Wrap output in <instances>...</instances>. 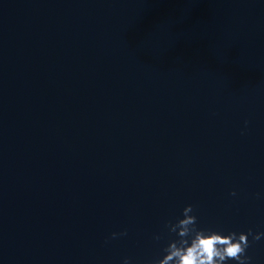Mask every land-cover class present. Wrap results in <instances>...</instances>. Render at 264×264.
<instances>
[{"label":"water","instance_id":"1","mask_svg":"<svg viewBox=\"0 0 264 264\" xmlns=\"http://www.w3.org/2000/svg\"><path fill=\"white\" fill-rule=\"evenodd\" d=\"M187 205L264 232V0H0V264H149Z\"/></svg>","mask_w":264,"mask_h":264},{"label":"clouds","instance_id":"2","mask_svg":"<svg viewBox=\"0 0 264 264\" xmlns=\"http://www.w3.org/2000/svg\"><path fill=\"white\" fill-rule=\"evenodd\" d=\"M192 212L193 206L187 205L183 209V218L168 225L169 231L177 238L168 242L162 258L152 259L149 264H227L229 260L236 264H251L252 258L247 255L250 246L248 237L251 236L253 242L259 241L264 232L254 233L249 229L247 233L230 232L224 235L198 228L196 216L190 215ZM118 235H127V232L113 233L112 238ZM124 264H130V260L125 258Z\"/></svg>","mask_w":264,"mask_h":264}]
</instances>
